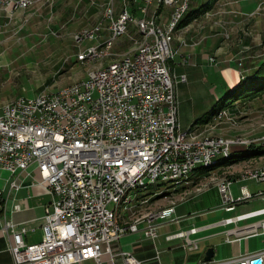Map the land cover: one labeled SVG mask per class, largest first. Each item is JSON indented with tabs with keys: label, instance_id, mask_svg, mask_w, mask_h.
Segmentation results:
<instances>
[{
	"label": "built area",
	"instance_id": "2783aa9c",
	"mask_svg": "<svg viewBox=\"0 0 264 264\" xmlns=\"http://www.w3.org/2000/svg\"><path fill=\"white\" fill-rule=\"evenodd\" d=\"M25 1L0 0V5L9 15ZM190 1L141 0L140 20L147 27L148 43L139 46L141 55L135 59L124 60L122 66L110 62L99 73L87 74L61 89L42 90L33 97L21 96L0 105V170L12 175L37 170L39 182L50 195L44 208L42 237L27 243V228L5 214L0 188L1 231L7 238L13 264H103V253H109L113 263L114 256H118L121 264H145L129 251L118 249L112 253L121 236L140 230V225L115 223L117 194L129 192V186L143 180H151L152 187L156 180L173 183V177L184 175L197 162L231 151L234 146L257 145L264 139L198 141L199 130L180 125L176 88L185 81V74L177 75L170 67L177 54L173 24ZM102 7H106L104 21L96 22L93 31L85 27L78 32L76 44L85 39L96 42L92 48H81L77 61H95L102 47L112 49L127 32L128 10L122 6L116 11L114 0H107ZM154 8L169 9L163 24H155ZM3 27L0 24V31ZM238 66L241 76L245 72L241 61ZM214 120H220V115ZM247 179L264 184V172L216 186L220 208L230 211L242 202L264 199V190L251 192L245 185L240 186L238 196H233L231 184ZM11 187L18 188L15 180ZM155 196L140 195V202ZM139 203H132L129 193L125 214ZM19 209L18 203L13 205V210ZM179 220L174 208L145 217L141 230L155 241L159 227ZM245 220L248 222L244 225H237ZM230 223L236 225L227 231L226 241H231L229 235L242 232L245 237L261 236L264 243V206L220 222ZM189 232H196V228ZM174 238H183L182 246L188 250L198 248V239L190 238L188 231L166 235V240ZM158 253L156 250L154 260L158 261ZM256 259L264 264V247L225 259L183 264H254Z\"/></svg>",
	"mask_w": 264,
	"mask_h": 264
},
{
	"label": "rangeland",
	"instance_id": "374dc122",
	"mask_svg": "<svg viewBox=\"0 0 264 264\" xmlns=\"http://www.w3.org/2000/svg\"><path fill=\"white\" fill-rule=\"evenodd\" d=\"M134 1H137L138 5L141 8V2L139 0ZM194 1L195 0L190 1V8L196 7V4L194 5L193 3ZM196 1L198 7L200 4L206 3L209 0ZM124 2H126L127 4L125 5ZM66 4L67 2L65 3V5ZM122 4L125 8L129 9V0H122ZM214 4H216V2H214ZM214 4L211 9L205 11L194 20L201 19L204 21L207 18H211L215 14L222 15L221 13L225 12V8H223V5L227 4L226 2L222 4L219 3L215 9ZM98 5L97 7H99V10L97 9V11L101 13L102 5ZM257 5L258 6L256 10L253 12V16L257 14L264 16V0H258ZM37 6L44 7L41 14H39L40 11L32 13V11L29 9L23 11L21 14H19V20L17 21V23H14L11 28H9V26L6 28L3 27L0 31V105L6 102L14 101L16 100V98L21 96L33 97L35 94L42 90L52 92L57 89H61L71 82L84 78L87 74H90L93 69L104 67V65H107L110 62L116 65L124 57L132 55L143 42L141 34L139 33L138 29H136L137 27L134 24L130 23L128 25L126 34L122 35L115 41L112 49L109 47H104L103 51H101L103 53L109 51L111 54L109 58L102 56L97 58L96 61H77L76 56L81 49L80 46H78L75 42V40L78 39V33L73 34V31H71L70 29H66V25H70L73 20H75L72 15V12L74 10H68L66 12L67 15L65 13L66 16L64 15V18H61L59 22L58 18H53L50 15L51 13L52 15L53 13H55V8L52 7V0H41V2ZM105 12L106 7H103L101 18L98 22L104 21ZM206 12L209 14H207ZM8 16L13 20V18L15 17V13L12 16ZM155 16L159 18V23L163 24V22L160 20L161 8H159V10L155 8ZM217 21L218 24L223 28L224 34L226 36L225 38L231 37L229 29L227 28L228 25L226 21L223 20V18L217 19ZM62 22H66L64 28H61L60 26ZM94 28L95 25L91 28H87V31H92ZM253 30V38H256V36L259 35V39L257 41H253V43H259L264 37V34H259L256 28H254ZM72 34L74 40L72 38ZM91 42H93V40L86 39L85 41L83 40L80 45L84 47L85 44L90 43V46L88 45V47L86 46L84 48H92L93 43L91 44ZM252 49L253 50H247L248 56L246 58L240 57L239 61H241L244 71L247 70L248 67H254L258 64V62L259 66H257V68H254L253 70H250L249 73L248 71L246 73L243 72V77L241 78L239 76L238 81H241L248 76H252L255 73V70H257L260 67V64L264 61V49L261 50L259 45L257 47L254 46ZM238 81L236 80L232 86L236 85ZM209 85L210 86L207 87V91L205 93H192L191 90L190 97H188V99L185 97V99L181 101V103L179 102L178 109H180V117L181 111L183 109H192L195 103H197L198 109H210L218 99L223 97L228 91L232 89L230 85H222L219 82H213ZM226 111L228 114H223V112ZM219 115L220 120H214ZM180 122L183 126L182 128H184L186 125L183 124L181 119ZM199 127L205 129L200 130ZM189 128L199 130L198 133L202 138H217L221 140L239 139L240 141H248L252 138H262L264 137V93L253 98H239L238 100H233V102H231L228 107H225L221 111L217 112L212 120L208 123L194 124ZM217 130H219L220 132L217 133ZM252 146H250V148ZM254 146H261V150L264 151V139L261 140V144L259 142ZM243 148H245V146H243ZM238 150L240 149L232 148L231 153ZM254 159L256 160L254 161ZM263 168L264 156L261 158L257 156L251 159H244L238 162L227 164L225 166L214 167L213 169H211V171H209V173L205 174L204 177L199 178L200 183H195V181L192 182V185L194 187L192 188L194 189V197H192L190 200L184 201L188 212L194 211L190 214H194L195 212L199 213L200 215L198 216L201 218L202 223H212L227 215H233L235 213L245 211L246 209H249L251 207L254 208L263 206L264 199H256L251 203H245L244 205L242 204L234 212H225L219 207L221 205V199L219 201L213 191L204 192L206 188L212 184L218 186L227 180L236 179L238 177H248L251 176V172H257ZM230 170L233 171L230 172ZM195 178L196 177L193 176V179ZM243 184L247 185L252 192H255L257 190H264V184L261 182L256 183L254 180L250 179L236 181L233 182L230 187L234 197L239 195V188ZM184 191L185 193L188 192V190ZM175 197V201L179 202V195L176 194ZM161 201L162 200L159 199H153L150 200V202L145 207L135 208L132 211L127 212V214H125L124 216L125 222H133L137 218L145 217L146 214L152 211L164 209L170 204L175 203L171 200V202L168 203V199H166V203L164 205H166L167 203L168 204L166 206L163 205L162 207V203H160ZM149 206L150 208L157 207V209H150ZM246 222L248 221H241L239 225L245 224ZM232 226H234V224L227 226L220 225L205 229L200 232L198 234L199 236H206L212 233L216 234L217 236L215 238L208 239V241H201L200 251L197 253L201 254L204 251L207 242L221 243L223 239L222 237H224L221 235V232ZM181 246V241L177 239L172 242L163 243L162 245H160V249H167L168 247L171 248L169 252H162V262L169 263L168 260L171 255L173 257L184 256L185 250ZM263 247V237L261 236L251 238L248 237V239L242 240L240 242L241 250H260ZM217 248L221 250H228V245L222 247L221 244H218ZM117 250L118 249L116 247V244L113 245L112 253L115 254ZM217 255L218 254L215 253V256ZM107 257L109 258L110 262L108 261ZM101 259L103 264H108V262L109 264H121V259L118 256H114L115 260L113 263L110 260L109 253H106V255L103 253L101 255ZM82 264L94 263L92 261H85Z\"/></svg>",
	"mask_w": 264,
	"mask_h": 264
},
{
	"label": "crops",
	"instance_id": "0c3cea01",
	"mask_svg": "<svg viewBox=\"0 0 264 264\" xmlns=\"http://www.w3.org/2000/svg\"><path fill=\"white\" fill-rule=\"evenodd\" d=\"M107 0H52L53 6L55 8V13L50 14L53 18H58L60 22L61 18H64L65 13L69 10H74L72 12L73 22L70 25H66V22H62L60 24L61 28L65 27L66 29H70L73 31V34H77L80 30L86 27L91 28L95 25L96 22L101 18V13L97 11L99 10L100 5L104 4ZM204 1V0H203ZM67 4L65 5V3ZM100 2V3H98ZM130 5L129 9L132 15L135 18L141 17V8L138 5V2L134 0H129ZM227 3L223 5L224 13L222 15L215 14L211 18H207L206 20L196 19L184 26L178 27L174 32L173 36V47L177 49V54L174 59L170 62V67L173 72L178 74H185V81L178 83L176 88V97L179 102L183 101L185 97L188 99L190 97V91L192 93H200L203 94L207 91V87L210 86L213 82H219L222 85H232L235 81L239 80L240 69L238 66V62L240 57L246 58L248 56V51L254 46H260V49H264L263 39L259 43H253V41H257L259 39V35L256 38L252 36L253 29L256 28L258 33L264 34V16L257 14L253 16V12L257 8L258 0H216V4L214 9L217 7L219 3ZM194 5L197 1L195 0ZM115 9L119 11L123 4L122 0H114ZM149 10L151 11V8ZM44 9L42 6H37L31 8L29 10L33 12L40 11L41 14ZM23 11L16 9L15 17L10 18L7 12L3 7L0 6V24H4V27L11 28L14 23H17L18 16ZM49 12V10H48ZM209 14V13H207ZM67 15V13H66ZM65 15V16H66ZM169 16V9H162L160 20L165 22ZM223 18L226 21L229 29V33L231 37L225 38V34L221 25L218 24L217 19ZM57 22V20H56ZM162 24V23H160ZM4 28V29H5ZM1 34V33H0ZM72 34V38H73ZM74 40V38H73ZM85 41V40H84ZM96 41L91 42L94 43ZM78 45V44H77ZM89 44H85L84 47H88ZM80 48H84L81 45ZM253 46V47H252ZM248 50V51H247ZM213 58V60L211 59ZM259 66V62L254 67H248L245 70V73ZM201 96V95H199ZM207 110L198 109L197 103L193 105L192 109H183L181 111L180 117V109H178V119L181 125L180 119L183 124L186 126L184 128L190 127L195 119L201 116ZM182 126V125H181ZM198 126V125H196ZM183 127V126H182ZM200 128V127H199ZM219 133L220 131L217 130ZM229 135V131H228ZM234 149H245L243 146H234ZM264 155H260L259 158ZM256 159H254L255 161ZM239 164V163H237ZM235 164V165H237ZM240 166V165H239ZM234 169V168H233ZM241 169V167H240ZM239 169V170H240ZM235 170V169H234ZM233 170H230V172ZM237 173V172H236ZM40 176L37 170H34L32 174H26L25 172H17L16 175L9 174L6 171L0 170V188L3 189L2 196V205L4 206V211L7 217L11 218L15 223L25 226L27 228L24 239L27 243H35L40 241L42 237V223H43V214L44 208L50 201V195L48 194L45 186L39 182ZM15 180V183L18 185V188L11 187V181ZM200 179H196L195 183H200ZM38 181V182H37ZM202 183V182H201ZM258 183V182H256ZM232 185V184H231ZM245 185V184H243ZM249 190L250 188L245 185ZM164 188V187H163ZM194 188L193 185L187 187L184 190H188L185 193L183 190H175L170 192L169 190H164L160 195L153 197V199L162 200L160 203L163 205L166 203V199H168V203L171 201L175 202V213L180 216V220L178 222H171L162 225L158 229V236L155 241L146 237L141 228L144 223L140 224V230L137 232H129L120 237V239L115 243L117 249H121L123 251H129L132 255H134L137 259H141L145 261V264H183V263H193L203 259L205 252L208 248L212 247L214 250V259H225L233 256H238L244 253L254 252L256 250H241L240 242L242 240L248 239L245 237L242 232L238 234H231L229 238L231 241H226L227 231L235 228V223H230L227 225H233L229 227L225 231L221 232L222 242L214 243L207 242L206 248L201 254L197 252L200 251V243L201 241L215 238L217 235L212 233L206 236H199L198 234L205 229H209L215 226H220L221 220L226 217H232L240 213L247 212L249 210L257 209L259 207H251L246 209L245 211H241L235 213L233 215H227L218 221L212 223H202L201 218L198 216L199 213H193L194 211L188 212L187 207L185 206L184 201L190 200L194 197ZM192 189V190H190ZM205 190V189H204ZM203 190V191H204ZM208 190V191H207ZM154 189H152V192ZM213 191L216 194L217 199L220 201L221 196L218 192L216 185L212 184L206 188L204 192ZM251 191V190H250ZM169 192V193H168ZM252 192V191H251ZM201 193V192H200ZM240 193V188H239ZM176 194L179 195V202H176ZM186 196V197H185ZM202 196V195H201ZM238 196V195H237ZM171 200V201H170ZM256 200V199H255ZM255 200L242 202L233 210L225 211V212H234L238 209L242 204L251 203ZM18 203L20 205L19 210H13V205ZM167 203V204H168ZM166 204V205H167ZM164 205V206H166ZM161 206V205H160ZM205 207V206H204ZM221 207V205L219 206ZM150 208V206H149ZM160 208V207H158ZM150 209H157V207H151ZM196 211V210H195ZM198 216V217H197ZM193 220V221H189ZM241 221L237 222L239 225ZM223 225V226H227ZM244 225V224H242ZM196 228V232H189L191 228ZM179 230L188 231L189 237L194 239H198V248L194 250H188L181 246L185 250V255L182 257H169V263L162 262L161 254L162 252H169L170 247L159 248L163 243L172 242L174 240H180L181 244H183V238H174L171 240H166V235L171 233H175ZM257 237V236H255ZM239 238V239H237ZM251 238V237H250ZM214 243V244H213ZM218 244H221L222 247L228 245V250H221L217 248ZM216 245V246H214ZM156 250L159 252V259L154 260V256L156 255ZM215 253L218 255L215 256ZM106 255V253H104ZM108 261L109 258L107 257ZM85 262V261H84ZM110 262V261H109ZM108 262V264H109ZM83 262H79L78 264H82ZM0 264H13V257L11 252L8 249V241L6 236L1 231V223H0Z\"/></svg>",
	"mask_w": 264,
	"mask_h": 264
},
{
	"label": "bare ground",
	"instance_id": "6f19581e",
	"mask_svg": "<svg viewBox=\"0 0 264 264\" xmlns=\"http://www.w3.org/2000/svg\"><path fill=\"white\" fill-rule=\"evenodd\" d=\"M139 1L141 2V0H139ZM40 2H41V0H28V1H25V2H20L17 5V9L22 10V11H26L28 9L36 7ZM124 4L126 5L127 3L124 2ZM0 6L4 8V5H0ZM125 9L128 10V16H126L127 27H128V25L130 23L134 24L137 27L136 29H138L139 33L141 34V36L143 38V42L141 43L140 46H146L147 43H148V30H147V27L146 26H142V23H141V20H140L141 18H135L132 15L130 9H127V8H125ZM156 9L159 10V8H156ZM189 9H190V3L187 4V6H185L183 8L181 16L173 24V32L178 28V24L183 19L184 15L188 12ZM13 14H9V15L12 16ZM105 15H106V12H105ZM154 16H155V8H154ZM158 19L159 18H157L155 16V24H160ZM86 31H87V29H86ZM88 40H93V39H88ZM103 48L104 47H102V51H103ZM109 48H107V49H109ZM110 55L111 54H110L109 51L105 52V53L99 51V52H97L95 54V61L97 60V58L102 57V56L109 58ZM139 55H141V48L140 47H138V49L132 55H128V56L124 57L115 66H122L124 64V60H133ZM82 61H87V60H82ZM103 69H104V67L93 69L90 72V74L99 73ZM243 75H241L240 77L242 78ZM223 114H228V113H223ZM189 130H195V129L194 128H189ZM202 130H204V129H202ZM197 140L198 141H222L221 139H217V138H214V139L207 138V137L206 138H202L199 133H197ZM260 144H261V141H260ZM248 147H250V146H247L246 148H248ZM231 152H232V150L231 151H225V152L217 155L214 158L206 159V160H202L200 162H197L193 167H191L190 169L185 170L184 175H176L175 177H173V183L171 182V180H156L155 181V187H152L151 186V180H143V181L140 182L139 185L129 186V192L128 191L119 192L117 194L116 198H115V223H117V224H125V225H140L141 223L145 224V217H147V216H156V215H158V214H160L162 212L173 210L175 208V203L170 204L168 207H165L164 209H161V210H158V211H152V212L146 214L145 217L137 218L133 222H125V220H124L125 219V217H124L125 216V208H126V205H127V200L129 199V193H130V197H131V202L132 203H139L140 202V195L155 196L156 188L160 189V194L164 190H169V189H170V192H171V190L172 191L184 190L187 187L192 186V182H194L193 176H194V171H195L196 167H198V166L199 167L200 166L201 167H208V168L209 167H214L215 164L218 161H220L221 158H226L229 155H231ZM259 172H264V168L261 169L260 171H257V172H251V176L257 175V174H259ZM152 189H154L153 192H152ZM151 199L146 200L144 202H140L136 206L130 207L128 209V212L132 211L135 208L145 207L150 202Z\"/></svg>",
	"mask_w": 264,
	"mask_h": 264
},
{
	"label": "trees",
	"instance_id": "16d2710c",
	"mask_svg": "<svg viewBox=\"0 0 264 264\" xmlns=\"http://www.w3.org/2000/svg\"><path fill=\"white\" fill-rule=\"evenodd\" d=\"M216 0H209L206 3L200 4L197 8H190L188 12L184 15L183 19L178 24V27L184 26L190 23L192 20L203 14L205 11L212 8ZM207 13V12H206ZM247 76V75H246ZM264 93V61L260 64V67L255 70L252 76H248L241 81H238L236 85L232 87L223 97L218 99L210 109L204 112L201 116L194 120V124L208 123L216 115L217 112L221 111L223 108L228 107L233 100H238L239 98H253ZM221 109V110H220ZM252 146V145H251ZM264 154L261 150V146H252L247 149H240L234 151L229 155V157L221 158L214 167L225 166L234 162H238L244 159H251ZM199 167V166H198ZM196 167L194 171V176L196 179L204 177L205 174L209 173L214 167ZM197 170V171H196ZM196 172V173H195Z\"/></svg>",
	"mask_w": 264,
	"mask_h": 264
},
{
	"label": "water",
	"instance_id": "95a60500",
	"mask_svg": "<svg viewBox=\"0 0 264 264\" xmlns=\"http://www.w3.org/2000/svg\"><path fill=\"white\" fill-rule=\"evenodd\" d=\"M214 256V250L212 247L208 248L205 252V255L203 257V260L208 261L212 259ZM254 264H260V259H256L253 261Z\"/></svg>",
	"mask_w": 264,
	"mask_h": 264
}]
</instances>
